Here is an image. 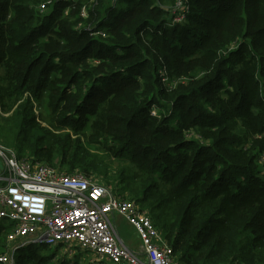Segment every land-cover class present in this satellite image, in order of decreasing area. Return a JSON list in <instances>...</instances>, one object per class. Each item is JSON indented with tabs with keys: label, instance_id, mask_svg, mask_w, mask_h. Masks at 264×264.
<instances>
[{
	"label": "trees",
	"instance_id": "16d2710c",
	"mask_svg": "<svg viewBox=\"0 0 264 264\" xmlns=\"http://www.w3.org/2000/svg\"><path fill=\"white\" fill-rule=\"evenodd\" d=\"M175 2L0 0V104L15 105L0 135L59 171L123 183L182 264H264V0H188L169 24ZM164 66L186 80L163 87ZM125 153L130 180L107 162ZM53 255L30 244L12 264Z\"/></svg>",
	"mask_w": 264,
	"mask_h": 264
},
{
	"label": "built area",
	"instance_id": "2783aa9c",
	"mask_svg": "<svg viewBox=\"0 0 264 264\" xmlns=\"http://www.w3.org/2000/svg\"><path fill=\"white\" fill-rule=\"evenodd\" d=\"M187 10L188 0H176L170 15L182 22ZM117 217L134 229L137 249L121 241ZM0 222L8 229L10 243L0 255L2 264H12L15 251L30 244L65 245L69 254H75L70 248L78 247L101 264H182L137 201L121 197L95 174H67L2 142Z\"/></svg>",
	"mask_w": 264,
	"mask_h": 264
},
{
	"label": "rangeland",
	"instance_id": "374dc122",
	"mask_svg": "<svg viewBox=\"0 0 264 264\" xmlns=\"http://www.w3.org/2000/svg\"><path fill=\"white\" fill-rule=\"evenodd\" d=\"M166 19H168V23L169 24L178 23V22L174 21L173 16L170 15V14L168 16H166ZM185 80H186V76L184 74H180V76H176V75L170 76L167 68L165 66H164V68H162V81H164L163 84H162L163 87H165V88L168 87V86L174 87L178 82H183ZM219 93L222 94L223 93V89H220ZM162 103L164 105H167L165 100H163ZM14 108H15V105H11L10 102H7V101L5 102L4 107L2 105L0 106V125L3 124V121L11 115V113L14 110ZM42 110H43L42 111V116H41V119H40V124L41 125H40L39 128L41 129V131H43L42 128L48 129V130L49 129L52 130V128H50V126H49V122H47L48 119H49L47 110L46 109H42ZM36 113H39L37 108H36ZM155 113H157V110L151 108L150 109V114H155ZM171 123L174 124V125H178L180 123V121L178 120L177 117L171 116ZM197 131H199V130H197ZM243 131L244 130L241 127V132L243 133ZM1 132H4V131L1 130ZM58 132H64V133L65 132H69L71 135H73L71 128L61 129ZM192 133L195 134L196 130H193ZM1 135H0V138H1L0 142L5 144L6 146L13 147V148L15 147L13 144H11L10 142H7L4 139L2 133H1ZM198 136H200V135L198 134ZM202 138H201V140L205 141ZM85 146L87 147L88 151L91 152V153H95V154H98V155H104V154L106 155V153H104L97 145L89 146V145L86 144ZM15 148L17 150H19L17 147H15ZM19 153L21 155H23V156L32 155V154H30L27 151H23L22 153L21 152H19ZM129 159H130V157H129L128 153H125L123 156L111 157L110 159H108L107 162H108V165L110 166V171H111L110 174L111 175H116V174H119L122 171L123 172V176H124V178L126 180H130L132 178L137 177L139 175L140 171L137 169V167L133 163H131V161ZM259 165H261V164H259ZM61 170L64 171L65 169L61 168ZM258 172L259 173L256 174L257 177L264 181V167H262L261 170L258 171ZM93 173H97L98 175L103 176L100 172L93 171ZM91 175H93V174H91ZM108 180H111L112 183H113V179L109 178ZM157 184H158L159 188L166 187V185H167V183L161 178L157 179ZM111 187H112V190L114 192H117V190L120 191L121 188L124 187V184L123 183L121 184L120 181H118L117 182V186L111 185ZM139 204H140L141 208L147 214H149V216H150V211H149L148 207L143 206L141 203H139ZM118 228H119L120 234L122 236H124L125 238L133 237V231H134L133 228H131L129 224L125 223L124 220L122 221V225H119ZM4 231H6V230H3V232ZM6 234H7V232H6ZM134 235H136L135 232H134ZM3 241H4L5 245H6V248L10 246V243L7 242L6 237H5V239H3ZM31 245H34V244H31ZM24 247H26V246H24ZM24 249H26V248H24ZM48 249H50V250H52L54 252L53 262L55 264H59V262L60 263L63 262V264H67L68 262H75V261H76L75 264H101L102 263V262L98 261L96 259V257H93L91 254L87 253L86 251L81 250L78 247L70 248L71 251L75 252V254H69V250H67V247L65 245H59L56 248L48 247Z\"/></svg>",
	"mask_w": 264,
	"mask_h": 264
},
{
	"label": "crops",
	"instance_id": "0c3cea01",
	"mask_svg": "<svg viewBox=\"0 0 264 264\" xmlns=\"http://www.w3.org/2000/svg\"><path fill=\"white\" fill-rule=\"evenodd\" d=\"M124 219L122 218V217H117L116 218V227H117V230H118V233H119V237H120V239H121V241L127 246V247H129V248H134V249H137L138 248V244H139V239H138V237H137V235H134V232L135 231H133V237H131V238H125L124 236H122L121 234H120V232H119V228H118V226L119 225H122V221H123ZM124 222L125 223H127L125 220H124ZM128 224V223H127ZM131 227V226H130ZM132 228V227H131ZM134 230V229H133ZM136 234V233H135Z\"/></svg>",
	"mask_w": 264,
	"mask_h": 264
}]
</instances>
